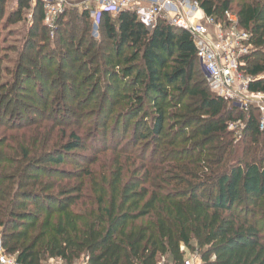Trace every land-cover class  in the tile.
<instances>
[{
  "label": "trees",
  "instance_id": "16d2710c",
  "mask_svg": "<svg viewBox=\"0 0 264 264\" xmlns=\"http://www.w3.org/2000/svg\"><path fill=\"white\" fill-rule=\"evenodd\" d=\"M31 1L8 17L31 10L32 22L0 82L5 252L19 264H183L188 251L200 264H264L260 115L209 88L194 35L102 11L95 40L94 4L57 14L50 30L45 4ZM193 1L226 28L237 18L250 47L239 71L264 94V0ZM23 132L39 135L29 145Z\"/></svg>",
  "mask_w": 264,
  "mask_h": 264
},
{
  "label": "built area",
  "instance_id": "2783aa9c",
  "mask_svg": "<svg viewBox=\"0 0 264 264\" xmlns=\"http://www.w3.org/2000/svg\"><path fill=\"white\" fill-rule=\"evenodd\" d=\"M41 1L46 8L45 24L53 30L54 18L63 11V0ZM94 3L95 10H91L90 15L92 25L95 27L98 26L100 12L105 11L116 15L122 10H128L134 12L147 29H152L159 20H164L192 33L197 48L196 55L209 88L232 101L244 112H247L251 105L257 107L262 116L260 129H264V94L250 93L249 80L239 71L241 64L239 59L242 55L248 54L250 47L246 45L248 35L236 28L237 18L234 15L227 14L230 26L226 28L223 24L205 17L196 1L94 0ZM0 264H19L15 256L5 252L1 238ZM75 264H87V262L80 259ZM157 264L165 263L160 261ZM183 264H200V257L197 253L193 254L191 257H186Z\"/></svg>",
  "mask_w": 264,
  "mask_h": 264
},
{
  "label": "rangeland",
  "instance_id": "374dc122",
  "mask_svg": "<svg viewBox=\"0 0 264 264\" xmlns=\"http://www.w3.org/2000/svg\"><path fill=\"white\" fill-rule=\"evenodd\" d=\"M36 0H32L30 2V4L32 5V7L34 6ZM141 2H143L144 0H140ZM193 1V0H190ZM91 4H95L94 0H63V6H62V12L66 11V10H82L85 8H88ZM4 8V17L2 16V21L0 22V44H2L1 46L4 47V53H0V58L2 59V70L0 73V82H9L10 81V75L9 72L14 70V61L17 59L18 56V51L21 47H23L24 45V41L26 38V34L28 32V29H30L31 26V20L32 17L30 16L31 10H29V12H25L24 15L22 16V20L21 22H8V17L10 16L11 12H13V9H16L15 6V0H10L8 1L5 5H3ZM91 22V26H90V31L89 33L91 34L92 38L95 40H99V28L98 26L95 27L94 25H92V21L90 19ZM43 26L46 29H49V27L45 24V21L43 22ZM50 31V30H49ZM244 76V75H243ZM24 87H28L29 85L24 84ZM35 85H32V88H34ZM55 88H59L58 85H54ZM264 106V105H263ZM105 108L106 110L109 112L110 110H108V104H105ZM253 108V112H255V110L257 112L255 113H259L260 117H259V121H261L262 116L261 113L259 111V109L257 107H255L254 105H252ZM12 110V109H11ZM32 116L33 119H35L34 115H29ZM99 126H101L99 124ZM241 126L242 124L240 123H235L232 124V126L230 125L229 130L237 132V127H238V131L241 130ZM101 128V127H100ZM102 129V128H101ZM37 133H32V134H25L23 133H16V137L18 140H23V141H27V143L29 145H31L32 143L35 142V140L38 138ZM247 135H244V139L246 138ZM242 138H237L236 142L237 147H241V141L243 140ZM240 143H239V142ZM260 141H262L260 139ZM242 151V149L240 150ZM193 254L195 255V252H191L188 251L187 252V257H191L193 256ZM163 261L165 264L167 263V261L165 259L161 260ZM78 262V261H77ZM43 264H64L61 260L59 259H48L46 260Z\"/></svg>",
  "mask_w": 264,
  "mask_h": 264
},
{
  "label": "crops",
  "instance_id": "0c3cea01",
  "mask_svg": "<svg viewBox=\"0 0 264 264\" xmlns=\"http://www.w3.org/2000/svg\"><path fill=\"white\" fill-rule=\"evenodd\" d=\"M90 7V6H89Z\"/></svg>",
  "mask_w": 264,
  "mask_h": 264
}]
</instances>
